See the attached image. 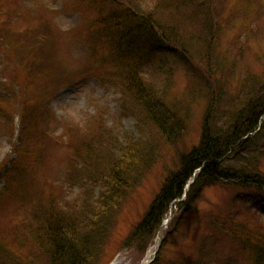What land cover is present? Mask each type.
I'll return each instance as SVG.
<instances>
[{
	"label": "trees",
	"instance_id": "trees-1",
	"mask_svg": "<svg viewBox=\"0 0 264 264\" xmlns=\"http://www.w3.org/2000/svg\"><path fill=\"white\" fill-rule=\"evenodd\" d=\"M78 1L94 9L96 25L103 23L108 28L103 44L117 52L115 69L99 77L102 84L117 86L124 116L135 117L144 127H154L157 136L140 131L141 140L131 138L116 150V139L108 138L112 130L104 115L92 116L80 134L69 127L66 147H75L77 153L86 149L87 153L80 155L81 160L75 153L65 172V182H52L49 186L64 192L67 182L78 175L71 188L84 189L82 197H88L81 205L63 199L31 206V214L40 213L36 220L39 219L42 229L41 241L46 244L32 248L20 264H96L116 221V207L124 206L145 174L163 158L162 144L176 145L179 136L185 135L189 115L182 117V107L194 94L207 99L200 141L179 158L126 242L154 237L177 200H182L177 206L187 217L199 212L198 204L205 189L219 183L246 190L234 199L236 203L238 199H252L264 205V73H248L237 86L233 81L237 64H232L229 58L215 56L214 46L225 16L224 0H153L147 6L142 2L145 0ZM262 1L238 0L230 21L242 16V6L264 14ZM241 28L251 34L247 23ZM9 32L6 24L0 28L1 44H9L6 41ZM192 55L200 61L192 64ZM106 63L109 62L105 59L97 68ZM177 63L183 64L190 76L186 89L173 96L168 81ZM202 66L205 75L199 70ZM147 67L152 68L149 78L144 74ZM112 79L118 82L111 83ZM128 99L133 100L132 106L126 107ZM193 103L190 100L187 108ZM89 189L91 192L87 193ZM96 191H99L97 195ZM230 213L211 214L206 220L212 234L202 242L199 259L187 261L181 257L170 263L223 264L208 261L204 254L205 242L209 238L214 240L219 231L236 239L242 250L250 252L252 264H264L263 230L251 227L242 211L234 208ZM18 227L28 229L23 225ZM15 238L22 239L20 235ZM161 255L159 251L152 264L163 262ZM0 258V264H15L6 251Z\"/></svg>",
	"mask_w": 264,
	"mask_h": 264
},
{
	"label": "rangeland",
	"instance_id": "rangeland-1",
	"mask_svg": "<svg viewBox=\"0 0 264 264\" xmlns=\"http://www.w3.org/2000/svg\"><path fill=\"white\" fill-rule=\"evenodd\" d=\"M152 1L142 2L147 6ZM237 1H223L224 22L221 20L223 27L214 47L218 59L229 58L237 64L233 81L238 86L248 73H264V14L242 6V16L230 21ZM96 16L94 9L78 0H0V28H5V24L10 28L6 40L9 44L0 43V254L9 253L15 264L24 263L32 248L46 244L41 241L42 229L36 220L40 213L31 214V206L63 199L81 205L88 197H82L84 189L71 188L78 175L67 182L64 192L49 186L52 182H65V172L75 153L78 160L87 153L86 149L77 153L75 147H66L69 127L80 134L92 116L104 115L112 130L108 138L116 139V150L131 138L141 140L140 131L157 136L154 127H144L135 117L124 116L117 86L102 84L99 77L115 69L117 52L103 44L108 28L103 23L96 25ZM243 23H247L251 34L241 28ZM190 58L192 64L200 61L193 55ZM105 59L109 63L97 68ZM174 68L168 85L169 92L178 96L186 89L190 73L181 63ZM199 70L205 75L203 66ZM151 72V67L144 69L148 78ZM155 87L158 89L159 85ZM190 100L194 103L187 108ZM132 101L128 99L126 107L132 106ZM206 107L207 99L198 94L186 100L182 107V117L189 115L185 135L179 136L176 145L162 144L163 158L145 174L124 206L116 207V221L96 264H150L159 251L164 259L155 264H172V260L177 262L181 257L187 261L199 259L202 242L212 234L206 220L211 214L230 213L234 208L248 217L251 227H260L264 232V205L252 199H238L236 203L234 199L246 190L219 183L205 189L199 212L187 217L177 206L182 200H177L154 237L126 242L179 158L199 143ZM17 235L22 239L16 240ZM209 239L204 252L208 261L253 263L250 252L242 250L230 235L218 231V242Z\"/></svg>",
	"mask_w": 264,
	"mask_h": 264
}]
</instances>
